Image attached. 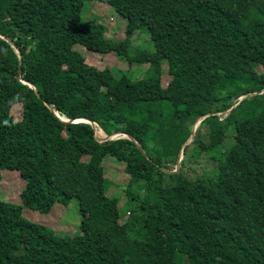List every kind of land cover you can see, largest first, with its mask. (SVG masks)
<instances>
[{"label":"trees","instance_id":"16d2710c","mask_svg":"<svg viewBox=\"0 0 264 264\" xmlns=\"http://www.w3.org/2000/svg\"><path fill=\"white\" fill-rule=\"evenodd\" d=\"M86 1L0 0V172L26 181L0 200V264H264V0H89L127 20L123 72L77 50L115 49ZM74 199L80 234L22 214Z\"/></svg>","mask_w":264,"mask_h":264},{"label":"rangeland","instance_id":"374dc122","mask_svg":"<svg viewBox=\"0 0 264 264\" xmlns=\"http://www.w3.org/2000/svg\"><path fill=\"white\" fill-rule=\"evenodd\" d=\"M87 13L99 15L102 21L106 23L107 32L105 36L115 42V49L103 55L95 54V52L83 47H77V50L86 57L88 63L100 68H119L122 72L127 70L129 66L118 57V54H125L128 50L127 43L125 42L126 18L119 14L113 6L100 1H86L83 8V15ZM130 36L129 41L132 45L141 46L145 49H153V42L146 31H136ZM160 66H162V70L164 71L161 76V86L166 87L170 77L167 75L166 67L162 64ZM145 67H147L146 64L140 66L142 69H145ZM259 69L261 70V68ZM138 74L141 75L139 70ZM11 113L15 120H20L22 116L21 105L19 103L15 104ZM100 134L104 136L103 132ZM100 134L97 132L98 136ZM123 167L124 164L117 163V161L107 162L105 166V177L110 180L109 194L111 196H120V204L125 205L123 195L125 194L129 176L125 173ZM0 177V200L21 205V193L26 187V181L21 177L20 172L16 169H2ZM124 205L121 206L123 210L126 208ZM22 214L26 219L34 223L51 228L58 235L61 233L73 235L80 234L81 232L83 215L77 199H74L68 206L58 203L48 214H43L28 208H23ZM127 216L128 212H125L120 218V221ZM23 241H25V238H23Z\"/></svg>","mask_w":264,"mask_h":264},{"label":"water","instance_id":"95a60500","mask_svg":"<svg viewBox=\"0 0 264 264\" xmlns=\"http://www.w3.org/2000/svg\"><path fill=\"white\" fill-rule=\"evenodd\" d=\"M234 106H235V105H234ZM234 106H233V107H234ZM233 107H232V108H233ZM232 108H230L227 112L231 111ZM209 114H213V112H211V113H209ZM207 115H208V114H207ZM199 120H200V118H198V120L196 121L195 125L193 126L192 131H191V134H190V137H189L188 141L185 143V145L189 144V143L193 140L194 136L197 138V137L200 135V131H199V130L196 131V126H198ZM79 121H81V122H83V121L90 122L88 119H83V121H82V120H79ZM79 121H77V122H79ZM93 125L95 126L96 124L93 123ZM113 135H114V134H113ZM113 135L101 136L100 139H101V141H105V140H107V139L113 138ZM135 143H136V145H137V148H138L139 150H141V151L144 153V151H143L142 148L138 145V143H137V142H135ZM180 157H181V152H180V154H179L178 161H180ZM178 161H177V162H178Z\"/></svg>","mask_w":264,"mask_h":264},{"label":"clouds","instance_id":"9594fccd","mask_svg":"<svg viewBox=\"0 0 264 264\" xmlns=\"http://www.w3.org/2000/svg\"><path fill=\"white\" fill-rule=\"evenodd\" d=\"M109 53V52H108ZM199 118V117H198ZM202 119V117H200V120ZM198 120V119H197ZM196 120V121H197ZM200 120H199V122H200ZM95 127H96V130H97V132L100 134V133H102L103 131H102V129H99V128H97V125H95ZM197 127L198 126H196V130H197ZM100 131V132H99ZM104 136H106V134L104 133ZM181 158V157H180Z\"/></svg>","mask_w":264,"mask_h":264}]
</instances>
